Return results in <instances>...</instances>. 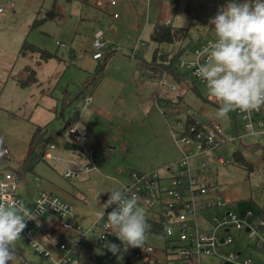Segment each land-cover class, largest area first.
<instances>
[{"label": "rangeland", "instance_id": "rangeland-1", "mask_svg": "<svg viewBox=\"0 0 264 264\" xmlns=\"http://www.w3.org/2000/svg\"><path fill=\"white\" fill-rule=\"evenodd\" d=\"M227 2L228 0H116L113 5L110 0H0V136L5 139L9 158L6 164H0V173L8 169L16 170L18 163L24 160L36 125L50 124L53 129L63 127L61 121L55 120L54 107L61 99L64 89H68L74 96L79 93L80 87L102 63L93 57L96 52L95 33L100 30L103 31L104 43L101 53L113 51L114 54L107 61L105 73L91 95L93 97L88 98L101 102V110L105 112L101 118H94L99 119L101 125L104 123L103 119H107L108 126H114L117 131L110 130L112 135L121 140L115 142L111 138L108 147H117L112 151L108 147L100 149L95 146L99 169L101 166H111L106 172H94L93 176L81 180L79 185L70 184L71 181L62 176L66 168L72 167L71 164L62 162L63 167L59 164L54 170L44 165L45 161L39 164H43L38 167L42 172L53 173L57 186L74 193L80 190L87 199L86 202L83 200L72 203L75 219L82 230L87 232V236L79 240L77 235L71 238L65 231L48 233L47 227L56 222V215L45 214L38 221L41 227L35 228V237L53 256L39 254L27 242L19 239L13 264L25 261L29 264H53V259H60L66 253L60 249L62 244L67 246L68 251L77 253L74 264H151L135 256L145 246L155 249L154 264L167 263L164 253L166 241L160 234L148 233L142 247H131L123 244L112 233L100 244L99 229H92L96 221L103 222L100 216L104 212L102 206L111 194L108 191L123 190L130 183L128 173L157 172L161 178H168L180 168L181 155L170 132L168 131L172 143L163 133L159 134V128L152 118L145 117L142 122L145 113L152 108L148 99L159 107L156 99L149 96L158 82L153 81L157 79L151 73H147L148 79L143 76L146 72L142 70L139 61H151L156 49L160 53H167L168 50L175 49L176 44L177 51L191 44H199L205 39L200 37L199 32L206 27L213 29L208 32L207 39L216 37L214 25H209L208 21ZM168 18L172 20L171 25L186 33V37L181 43L158 45L151 40V33L157 23L163 24ZM26 40L59 58H52L39 66L33 61L35 66H31L37 70L39 83L22 88L9 75L11 68L16 70L27 65V60L20 55V49ZM177 63L176 60L175 66ZM43 89H50V93L42 94ZM200 91L203 96L208 94L203 86H200ZM88 98L81 104L77 102L79 108L75 104L66 113L73 124L81 115L84 129H87L92 119L91 108L82 109L86 107ZM175 99L177 100V95ZM179 107L188 113L203 110L211 121L222 128L238 131L240 137L234 144L228 143L215 152L216 158L223 157L230 164H212L205 156L200 155L195 156L191 164L200 165L202 160L208 163L206 172L196 170L195 173L211 174L219 182L225 199L231 201L223 211L243 215L247 210H263L264 215V127H257V133L252 134L245 129V123L239 116L235 117L234 111L227 117L220 118L217 115L218 107L203 104L191 93L180 102ZM256 120L264 123V107ZM131 123L140 124V127L133 130L129 125ZM67 140L65 135L56 145L57 152L67 156L65 161H69L70 157L77 159L80 155L86 157L87 154L88 157L90 147L86 143V153L69 151L64 149ZM121 142H125L123 145L127 153L121 152ZM56 150L53 153L60 157ZM105 156H109V161H104ZM23 177L19 179L18 193L26 206L32 209L37 183L34 182L32 173ZM56 195L62 199L60 194ZM166 198L163 195L162 200ZM160 211L159 205L152 210L153 214ZM153 216L147 210V217ZM230 234L234 244L224 246L219 250L220 254L242 251L241 259L264 263V257H258L254 251V240L245 232L231 230ZM109 242L119 245L117 253L109 251ZM101 246L104 251H99ZM104 259L107 263H104ZM204 263L222 264V261L214 257L205 259Z\"/></svg>", "mask_w": 264, "mask_h": 264}, {"label": "built area", "instance_id": "built-area-1", "mask_svg": "<svg viewBox=\"0 0 264 264\" xmlns=\"http://www.w3.org/2000/svg\"><path fill=\"white\" fill-rule=\"evenodd\" d=\"M114 5L116 0H110ZM166 25H170V20L165 21ZM208 36V35H207ZM202 37L199 44L192 46L191 55L183 57L177 63V68L184 73H188L194 78L199 86H203L206 90L207 84L202 78L196 75L198 64L204 63L206 54L203 49L208 44L215 42L217 37L207 39ZM103 31L95 33L94 47L96 52L94 58L101 57V48L104 46L102 42ZM187 71V72H185ZM158 88L162 91L161 97L177 95V84L168 77L158 80ZM168 87L170 89H168ZM208 96L212 97L209 94ZM216 99L215 97H212ZM87 99V104L91 102ZM90 102H89V101ZM161 106V113L166 119L167 127L173 137V140L181 152L179 160L180 168L172 177L161 178L157 172L137 173L131 171L128 173L130 183L124 186L138 197L141 206L145 207L154 215L155 218H165L164 239L166 246L164 253L167 256L166 264H205V259L219 258L222 264H264L257 260L241 259L242 251H233L228 255L220 254L224 246L234 244L231 230L245 232L249 238L254 240V251L258 257H264V216L253 210H247L243 215L233 212H225L223 209L231 202L224 197L220 185L213 179L195 173L196 168L191 164L194 156L200 153H210L221 149L228 143H235L240 137L236 129L228 131L221 125L211 121L206 113L193 111L191 113L192 121H188V112H185L179 105L175 103H167L163 99H156ZM170 104L171 106H168ZM263 107L259 111L251 113H243L239 110L235 111V117L240 118L245 123V129L252 134L257 133L256 128H263L264 123L257 121L256 116L262 114ZM190 114V113H189ZM68 141L80 144L84 143L90 147L88 154L89 163L80 169L66 168L63 176L68 179H79L85 174H89L94 170H98L94 157L95 150L89 142V134L82 129L80 122L71 124L66 132ZM56 145H51L44 153L45 160H54L60 162V158L53 155L52 150ZM230 164L229 160L223 157L216 158L215 163ZM202 171L207 170V163L203 161L198 167ZM19 175L13 170H6L0 173V202L23 201L18 193ZM163 195L166 199L162 200ZM44 211L38 209L36 201L44 200ZM25 204V202L23 201ZM26 205V204H25ZM156 205L161 206L159 213L153 214L152 210ZM37 213L36 220L29 221L27 227L21 234V239L27 242L36 252L46 257H52V253L35 237V228L38 220L45 214H54L58 217L59 227L61 230L71 234V238L75 235L79 240L87 236L75 219L74 206L61 199L57 195L48 191L40 190L34 199L32 208ZM107 219H103L102 223H98L92 229H99L100 244L107 238L111 230L106 227ZM248 229V231H247ZM35 240V242H33ZM43 250H40V249ZM65 255L60 259H53V264H74L77 253L73 250L68 251L67 246H60ZM155 249L152 246H145L141 251L136 253L137 258H145L153 260L151 256ZM104 263L107 260L104 259ZM108 264V263H107Z\"/></svg>", "mask_w": 264, "mask_h": 264}, {"label": "clouds", "instance_id": "clouds-1", "mask_svg": "<svg viewBox=\"0 0 264 264\" xmlns=\"http://www.w3.org/2000/svg\"><path fill=\"white\" fill-rule=\"evenodd\" d=\"M208 24L214 25L217 39L203 49L206 60L198 64L196 75L206 81L209 94L220 102L218 117L237 110L259 111L264 107V0H228ZM211 30L206 27L203 33ZM5 144L0 136V156L6 154ZM108 192L111 194L102 207H116L107 213L106 227L123 244L142 247L151 229L147 209L129 189ZM46 199L35 202L39 210L44 211ZM36 218L37 213L23 201L0 202V264H13L17 241L27 223ZM107 247L113 254L119 251L115 243L109 242Z\"/></svg>", "mask_w": 264, "mask_h": 264}, {"label": "trees", "instance_id": "trees-1", "mask_svg": "<svg viewBox=\"0 0 264 264\" xmlns=\"http://www.w3.org/2000/svg\"><path fill=\"white\" fill-rule=\"evenodd\" d=\"M184 35H186V33L178 27H175L171 24L166 25L165 23H157L151 34V40L158 45L165 43H181L186 37ZM200 37L202 36L200 35ZM190 47L191 45L185 46L172 55L168 53H160L159 49H156L154 51V55L151 61L140 60L139 63L142 67V70L146 73H151V76L156 78L157 81L161 78L168 77L171 78L177 84L178 90L177 100L175 101V104L179 105L180 102L183 101L184 98L191 93L195 94L196 98L199 99L203 104H210L219 108V101L208 95L203 96L200 91V86L196 83L194 78L191 77L188 73L182 72L175 66L176 60H181ZM113 54L114 52L110 51L106 52L105 54H102L101 57L96 58L102 63L96 67L92 77H90V79H88L83 84V86L80 87V92L77 93L75 96L68 89L63 90L61 99L58 100V104L54 107L55 120H59L63 123L62 128L53 129L50 127V124H47L45 126H35V131L30 141L26 156L19 168L13 170L19 175L20 178L27 173L34 174L37 166L41 162L45 161V151L51 145H58L60 140L66 135L67 129L71 125V120L67 117L66 113L70 110L71 107L76 106L75 104H78L79 108V103L81 104V102H83L86 98L92 95L93 90H95L96 86L100 81V77L103 76L105 73V68L108 59ZM20 55L25 58H28L31 62L34 61L35 64L38 66L52 58H59L58 56L50 54L47 51L43 50L40 46L29 43L27 40L23 43L21 47ZM134 58L138 59L137 57ZM37 75V70L35 68H33L31 65H26L16 74H11L10 77L13 78L20 87L26 88L39 83ZM42 91V94L47 95L50 93V89L49 91H44V89ZM155 99H163L167 103H174V98L167 97V95L161 97V92H156ZM197 112H203V110H197ZM188 115V121L191 122L192 114L188 113ZM237 158L239 159V157ZM8 161L9 158L7 152L5 155L0 156V164H6ZM114 207H116V205H113L112 207L106 209L105 214L102 218L107 219V213L111 212L112 208ZM147 219L148 223L151 225V229L148 233H156L164 236V227L166 219H158L155 217H147ZM100 249L101 250L99 251H104L102 246ZM22 264L29 263L25 261Z\"/></svg>", "mask_w": 264, "mask_h": 264}, {"label": "crops", "instance_id": "crops-1", "mask_svg": "<svg viewBox=\"0 0 264 264\" xmlns=\"http://www.w3.org/2000/svg\"><path fill=\"white\" fill-rule=\"evenodd\" d=\"M168 20H170V22L172 23V20H171V18H168V19H166L165 21H168ZM164 21V22H165ZM210 29H211V27H210ZM153 32V31H152ZM152 34V33H151ZM199 34H200V32H199ZM166 44V43H165ZM174 44H176V43H174ZM106 46V45H105ZM175 47V49H173L172 51L170 50H168V52L167 53H175L176 51H177V49H178V44H176V45H174ZM192 46H194V45H192L191 44V47L187 50V52L185 53V55H184V57H186V56H190L191 55V49H192ZM21 50V49H20ZM95 53V52H94ZM94 53H93V57H94ZM167 53H164V54H167ZM23 58V57H22ZM24 59H26L27 61H28V63H30V64H28L27 63V61H25V63L27 64V65H33V66H35V64H33L28 58H25L24 57ZM26 66V65H25ZM23 68V67H22ZM22 68H19V69H16V70H13V68H11V70H10V75H9V78H11L10 76H11V74H16L17 72H19ZM147 75V73H144L143 74V76L145 77V78H147L148 79V77L146 76ZM12 81H14L16 84H17V82L12 78ZM153 81H156V82H158L157 80H153ZM18 85V84H17ZM159 86H157V84L155 85V88L153 89V90H151V93L149 94V96H150V98L152 97V99L153 98H155V95H156V92H162L159 88H158ZM93 95V94H92ZM163 96H164V93L162 94ZM91 97H93V96H91ZM172 98H173V96H172ZM147 101H149L150 103H151V109H149L146 113H145V115H144V117H143V120H142V122L144 121V118L145 117H148V118H152L155 122V124H156V126L159 128V134L160 133H163L166 137H168V140L170 141V143H172L171 142V137H170V135H169V129H168V127H167V123H166V119L164 118V116H162L161 114V106H157L155 103L153 104V100H152V102L150 101V99H148ZM173 102L175 103V100L173 99ZM56 106V105H55ZM101 106V102L100 103H98L94 98H92V100H91V102L89 103V105H86V107H83L82 109H88L89 107L91 108L90 109V112H91V114H92V119H91V121H90V123H89V125H88V127H87V129H84L83 127H82V119H81V115H80V118L77 120V122H80V124H81V127H82V129H84V130H86L87 132H88V134H89V142H90V144H91V146H92V148L95 150V146L96 147H98V148H100V149H105L106 147H108V146H110V143H111V141H112V137L114 138V141L115 142H119V141H121L119 138H117V137H115L114 135H112V133H111V131L110 130H114V131H116L115 130V127L114 126H108V120L107 119H103L104 120V123H103V125H101L100 124V122H98L99 121V119H97V118H94V117H96V116H100V118L102 117V115H103V113L105 112L104 110H101L102 108L100 107ZM155 106V107H154ZM168 106H171L170 104H168ZM80 107V106H79ZM154 107V108H153ZM156 110V111H155ZM151 111V112H150ZM154 111L156 112V113H154ZM149 113V114H148ZM205 113V112H204ZM51 114H53V113H51ZM148 114V115H147ZM207 115V114H206ZM54 116V115H53ZM53 116H52V118H53ZM71 124H73L72 122H71ZM131 127H133V130L134 129H136V128H138V127H140V124H135V123H131V124H129ZM164 125H165V127H164ZM161 128V129H160ZM89 130H91V131H89ZM169 131V132H168ZM117 132V131H116ZM171 134V133H170ZM172 136V135H171ZM172 139H173V137H172ZM68 141V140H67ZM173 142H174V140H173ZM125 143V142H124ZM124 143H120V149H121V152H124V153H127V151H125L126 149H124ZM174 144H175V142H174ZM173 145V144H172ZM175 146H176V144H175ZM177 147V149L179 150V148H178V146H176ZM109 148V150L110 151H112V150H114V149H116L117 147H114V146H111V147H108ZM57 148L55 147V149H53L52 150V152H54L55 150H56ZM65 149V148H64ZM66 150V149H65ZM220 150V149H219ZM218 151V150H217ZM217 151H215V152H217ZM96 152V151H95ZM179 152H180V150H179ZM215 152H210V153H200V154H198V155H196V156H205V158L210 162V163H212V164H215V161H216V155H215ZM56 153L60 156V157H58L57 155H55L54 153V155L55 156H57L58 158H60V162H57V161H54V160H45V162H46V164H44V165H47L50 169H52V170H54L55 169V167H57V166H59V164L62 166V162H65V163H69V164H71L72 165V167L71 168H74V169H80V168H82L85 164H87V163H89V158L87 157V154H86V157H84V156H82V155H80V157H78L77 159L76 158H72V157H70V160L69 161H65V158H67V156L65 155V154H63V155H61V154H59L58 152H57V150H56ZM63 153V152H62ZM84 153H86L85 152V147H84ZM97 153V152H96ZM214 154V155H213ZM180 155H181V152H180ZM109 157V156H108ZM108 157H103L104 158V161L106 162V161H109L108 159ZM63 158V159H62ZM196 157L194 156L192 159H195ZM69 159V158H68ZM181 159V158H180ZM94 160H95V163H96V166H97V169L98 170H94V171H92L91 173H89V174H85V175H83L81 178H79V179H68V178H65L64 176H63V174H62V176L65 178V179H67V180H70L71 182H69L70 184H72V185H75V184H77V185H79L80 183H81V180H83V179H88L89 177H91V176H93L94 175V172H106L107 171V169L108 168H110V166L111 165H106V167L105 168H103L102 166H101V169H99V167H98V160H97V158H96V155H95V157H94ZM204 160H202L201 161V163L203 162ZM23 162V160L22 161H20L19 163H18V167L17 168H19V166L21 165V163ZM206 162V161H205ZM207 163V162H206ZM199 164V163H198ZM198 164H196V165H194L195 167H197L196 168V170H200V171H202L201 169H199L198 167L200 166V165H198ZM220 164V163H219ZM207 165H208V163H207ZM39 166H43V164L42 165H38L37 166V168L35 169V173H34V182H36L37 183V187H36V191H35V195H34V197H33V199H32V203L34 204V199H35V196L37 195V193L40 191V190H44V191H48V192H50V193H53V194H60L61 196H62V199L63 200H65V201H67V202H69V203H73L74 201H83L84 200V202H86V198H84L83 197V195L80 193V190H78L76 193H74V192H71V191H69V190H67V188L66 189H63V188H61V187H59V186H57V184H56V181H55V177H54V175H53V173H51V172H42V170H41V168H38ZM63 167V166H62ZM68 167V166H67ZM64 168H66L65 167V165H64ZM207 171V170H206ZM206 171H202V172H206ZM195 172H197V171H195ZM201 175V174H200ZM206 175V174H205ZM205 175H202V176H205ZM205 177H207V178H210V179H213L214 181H216L218 184H219V182L216 180V179H214V178H212V175L211 174H208V175H206ZM23 179H25L24 177H23ZM68 183V184H69ZM220 185V184H219ZM88 191H90L89 189H88ZM81 198V199H80ZM231 202V201H230ZM105 211V210H104ZM262 211L263 210H261V211H258L257 213H260V216H264L263 214H262ZM104 213V212H103ZM51 215V214H50ZM55 218H56V222H54V224L53 225H49L48 227H47V232L48 233H50V234H53V233H56V231H63V230H61L60 229V227H59V220H58V218L56 217V216H54ZM101 218H102V216H100ZM148 218H152V217H148ZM103 219V218H102ZM77 220V219H76ZM39 221V220H38ZM78 221V220H77ZM98 223H100V222H98V221H96V223L94 224V226L96 225V224H98ZM51 224H52V222H51ZM37 226L40 228L41 226L40 225H38V222H37ZM154 234H156V233H154ZM69 236L71 237V234H69ZM47 239V238H46ZM44 241V240H43ZM153 256L154 255H152L151 256V258L153 259ZM143 261L144 262H146V263H151V264H154V259L153 260H147V257H145V258H143Z\"/></svg>", "mask_w": 264, "mask_h": 264}, {"label": "water", "instance_id": "water-1", "mask_svg": "<svg viewBox=\"0 0 264 264\" xmlns=\"http://www.w3.org/2000/svg\"><path fill=\"white\" fill-rule=\"evenodd\" d=\"M208 28H210V27H208ZM203 32H204V30L200 32V35L202 37H206L208 35V32L209 31L207 32V35H206V33H203ZM64 148L66 150H69V151H80V152H84V147L82 145L75 144V143H72L70 141H66L65 142ZM247 231H248V229H247Z\"/></svg>", "mask_w": 264, "mask_h": 264}]
</instances>
